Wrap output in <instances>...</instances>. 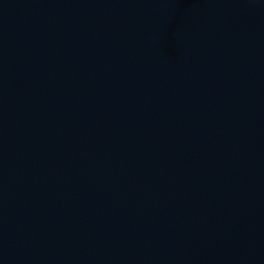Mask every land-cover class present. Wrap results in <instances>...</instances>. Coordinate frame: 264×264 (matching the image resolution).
Here are the masks:
<instances>
[{"label": "water", "instance_id": "95a60500", "mask_svg": "<svg viewBox=\"0 0 264 264\" xmlns=\"http://www.w3.org/2000/svg\"><path fill=\"white\" fill-rule=\"evenodd\" d=\"M0 264H264V0H0Z\"/></svg>", "mask_w": 264, "mask_h": 264}]
</instances>
